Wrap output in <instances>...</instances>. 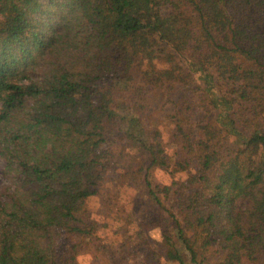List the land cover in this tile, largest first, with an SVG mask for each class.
<instances>
[{"label": "trees", "instance_id": "obj_1", "mask_svg": "<svg viewBox=\"0 0 264 264\" xmlns=\"http://www.w3.org/2000/svg\"><path fill=\"white\" fill-rule=\"evenodd\" d=\"M0 158V264H264V0H0Z\"/></svg>", "mask_w": 264, "mask_h": 264}, {"label": "rangeland", "instance_id": "obj_2", "mask_svg": "<svg viewBox=\"0 0 264 264\" xmlns=\"http://www.w3.org/2000/svg\"><path fill=\"white\" fill-rule=\"evenodd\" d=\"M148 98L150 99L151 104L156 108V110L160 109V104H161V95L157 91H150L148 93ZM159 118V115L157 116ZM167 137V134H166ZM4 167V162L0 158V184L6 183L5 179L2 177V168ZM159 178L164 181L168 182L169 181V176L165 173H160ZM128 178L122 179L121 182V188H122V200L127 201L129 199L130 195H135L137 193V185L134 184L132 187L129 189V191L126 188L125 182L127 181ZM96 207V203L95 206ZM112 222L109 221H103L102 225L105 226V229H102L100 233L98 234L99 236V244L101 247H103V250H106V253L111 256V259H105L104 263L105 264H118V262L121 260V255L118 251V247L120 246V241H121V236L119 234H116L112 231L110 225ZM104 228V227H103ZM105 248V249H104ZM92 255H88L86 257L82 258V262L84 264H89L91 263V260L93 256H95V253L91 251ZM95 264V262H94ZM169 264V263H166Z\"/></svg>", "mask_w": 264, "mask_h": 264}]
</instances>
